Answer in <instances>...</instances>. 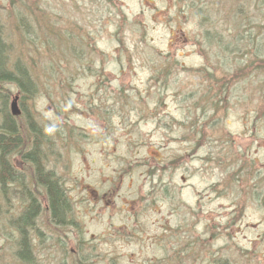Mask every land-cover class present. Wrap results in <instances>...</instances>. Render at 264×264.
I'll return each instance as SVG.
<instances>
[{"label":"rangeland","instance_id":"374dc122","mask_svg":"<svg viewBox=\"0 0 264 264\" xmlns=\"http://www.w3.org/2000/svg\"><path fill=\"white\" fill-rule=\"evenodd\" d=\"M12 1L0 0V22L12 56L33 58L39 87L21 105L17 86L2 84L6 108L17 96L10 114L26 141L24 115L40 125L44 168L72 218L53 226L43 188L32 190L41 209L28 232L34 260L264 264V0ZM21 18L33 24L29 40ZM247 27L257 59L238 78ZM208 28L222 41L205 44ZM45 40L55 50H39ZM217 64L232 82L213 111L201 97ZM8 158L34 188L29 162ZM16 186L0 187V264H25L9 223L23 209Z\"/></svg>","mask_w":264,"mask_h":264},{"label":"trees","instance_id":"16d2710c","mask_svg":"<svg viewBox=\"0 0 264 264\" xmlns=\"http://www.w3.org/2000/svg\"><path fill=\"white\" fill-rule=\"evenodd\" d=\"M11 2L13 4L12 0ZM29 7V12L33 14L34 11L32 8L38 7V2H33L32 6ZM203 19H205V14L203 15L202 20ZM204 21L205 20L201 22ZM31 25H33L31 22L25 20L24 18H21L20 25L16 27L20 30L19 35H22L26 37L27 40H29L28 37H32L34 32ZM235 25H238V23H236ZM249 27L243 28L238 31L241 38H245L244 42L246 44V48L243 49L242 54L244 52H249L248 57H242V55H238L239 58L242 57V65L240 67L238 66L236 74V76L239 74L238 78H244L243 76H241L243 75L242 72L244 73V70L247 66L250 65L252 59H257L256 53H253L252 57L250 56V45L252 44V37L250 36L251 34H249V36L247 37L245 36V34L250 31ZM204 32L205 44L213 45V40H220L217 41V43L222 41L220 34H218L219 31H216V33H212L208 28L205 29ZM7 36V31L4 30L2 23L0 22V90L5 91L3 96H0V187L2 188V190H4L6 183L12 182L18 184L19 187L16 186V188L19 189L21 193H23V209L17 215V218H15V220L9 222L10 227H14V229L18 232V249L16 251V257L25 264H41L34 260L35 256L32 252V244L28 235L29 228L33 226L34 220L39 215V212H41V209H39L40 203L38 202V198L32 190L35 189V191H38L37 185L43 188L45 193L48 218L50 220V223H52V225L55 227H60L63 224L72 222V218L68 216V213L70 211V201L58 178L54 177L53 173L45 170L44 168V164L42 161L44 160L45 149L48 148V145L45 146L48 139L45 138L46 136H44L43 131H41L40 125L34 122L33 118L29 117L28 115H24V117H28L27 128L30 130L29 133L31 135L30 140L26 141L28 139V136L26 137L22 132L20 134L21 129L16 126L14 118L8 111V108H6V96L10 94V91L6 87L3 88L2 84H13L14 86H17L21 95V105L23 99L25 98V95L27 97L34 96L39 87V83L35 78L36 75L32 72V70L34 69L33 58L26 57L20 59L18 57H13L12 54L15 53V51L13 45L9 43ZM196 42L199 43L198 40H196ZM38 44L39 50L43 49L46 53L51 52V49L56 47V45L48 42L47 40H45V44H43L42 42ZM79 47L80 50H82V46L79 45ZM36 48L37 47H35L33 50L37 53L38 50ZM259 61L261 63H264L263 58L261 60L259 59ZM220 66L221 64H217L216 67L210 65V67H212L214 71L207 70L204 73L206 76L205 79L207 81V85L204 88L208 92L212 91V94L209 95L207 93V95H204V93L206 92L203 89V97L201 98L205 99V102L203 103H208L213 111H215L216 108L220 106V102L223 101L224 105L227 104L231 91V75L228 73V69H222V71H219ZM46 67L48 69L50 67H54V63L49 62ZM225 70L226 72H223ZM218 71L219 74H221V79L217 76ZM232 75L233 77H235L234 72H232ZM225 86L226 88H224ZM22 111L24 110L22 109ZM27 143H29V146L27 145ZM25 145L26 148H24ZM14 153L18 154L32 166L33 180L35 184L34 188L32 187L30 189L28 185L26 186L19 174L14 170V166L8 158L9 155ZM12 177L17 179V181L15 182L11 180ZM36 209L37 215L31 217V214L36 211Z\"/></svg>","mask_w":264,"mask_h":264},{"label":"water","instance_id":"95a60500","mask_svg":"<svg viewBox=\"0 0 264 264\" xmlns=\"http://www.w3.org/2000/svg\"><path fill=\"white\" fill-rule=\"evenodd\" d=\"M17 99H18L17 96H15L10 105V110L13 115L19 113V109L17 107Z\"/></svg>","mask_w":264,"mask_h":264},{"label":"bare ground","instance_id":"6f19581e","mask_svg":"<svg viewBox=\"0 0 264 264\" xmlns=\"http://www.w3.org/2000/svg\"><path fill=\"white\" fill-rule=\"evenodd\" d=\"M249 34H251V32L250 31H248L246 34H245V36L247 37V36H249ZM243 40L245 39L244 37L242 38ZM255 68V67H254ZM10 109V108H9ZM9 112H10V110H9ZM11 113V112H10ZM15 177V176H14ZM14 177H12V179L11 180H13V181H17V179H15ZM37 215V209H36V211H34L32 214H31V217H34V216H36Z\"/></svg>","mask_w":264,"mask_h":264}]
</instances>
